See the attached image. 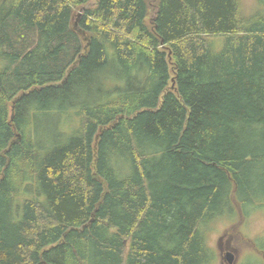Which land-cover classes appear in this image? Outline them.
Wrapping results in <instances>:
<instances>
[{"label":"trees","instance_id":"obj_1","mask_svg":"<svg viewBox=\"0 0 264 264\" xmlns=\"http://www.w3.org/2000/svg\"><path fill=\"white\" fill-rule=\"evenodd\" d=\"M255 4L0 0V264L214 263V219L264 209Z\"/></svg>","mask_w":264,"mask_h":264},{"label":"rangeland","instance_id":"obj_2","mask_svg":"<svg viewBox=\"0 0 264 264\" xmlns=\"http://www.w3.org/2000/svg\"><path fill=\"white\" fill-rule=\"evenodd\" d=\"M255 2L256 0H241L243 10L250 13L256 8ZM109 74H115L114 70L109 71ZM65 118L64 127L72 128L74 122L70 115L67 117L66 114L52 113L40 116L36 126L38 135L41 138L51 137L56 129H59V124L62 121L65 122ZM252 224L253 221L249 212L245 217L238 213L230 217L222 216L214 219L207 234L208 244L216 254L213 264H264V235H249L253 231ZM227 234L231 237L229 246L233 248L232 251L229 250L232 254L231 263L227 260H225V263L222 262L219 250V240L222 236L225 238ZM222 242L225 245L223 240Z\"/></svg>","mask_w":264,"mask_h":264},{"label":"clouds","instance_id":"obj_3","mask_svg":"<svg viewBox=\"0 0 264 264\" xmlns=\"http://www.w3.org/2000/svg\"><path fill=\"white\" fill-rule=\"evenodd\" d=\"M249 214L253 221V231L250 232L249 235H264V209L253 207L249 210Z\"/></svg>","mask_w":264,"mask_h":264},{"label":"flooded vegetation","instance_id":"obj_4","mask_svg":"<svg viewBox=\"0 0 264 264\" xmlns=\"http://www.w3.org/2000/svg\"><path fill=\"white\" fill-rule=\"evenodd\" d=\"M226 236H225V238H224V236H222V238H220V240H219L220 256H221L223 263H225V257L227 256L229 250L232 251V249H233L229 246L231 237L228 234ZM222 240L225 242V245L223 244Z\"/></svg>","mask_w":264,"mask_h":264},{"label":"water","instance_id":"obj_5","mask_svg":"<svg viewBox=\"0 0 264 264\" xmlns=\"http://www.w3.org/2000/svg\"><path fill=\"white\" fill-rule=\"evenodd\" d=\"M225 260H227L229 263L232 261V254L228 252L227 256L225 257Z\"/></svg>","mask_w":264,"mask_h":264}]
</instances>
